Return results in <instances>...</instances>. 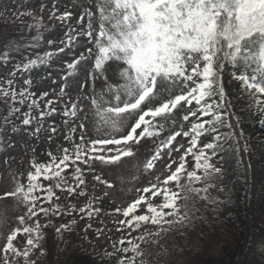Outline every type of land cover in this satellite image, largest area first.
<instances>
[{
    "label": "snow or ice",
    "instance_id": "6c2138e0",
    "mask_svg": "<svg viewBox=\"0 0 264 264\" xmlns=\"http://www.w3.org/2000/svg\"><path fill=\"white\" fill-rule=\"evenodd\" d=\"M38 12L10 17L0 10V21H19L36 33L0 32V63L7 69L0 76V104L7 109L0 115V152L15 150L13 137L19 136L22 155L32 154L26 183L11 173L13 188L0 186V199H14L19 209L16 223L0 232V264H48L45 230L53 227L63 236L77 224L73 218L55 226L51 217L92 220L102 213L116 216V231L124 233L106 256H115L116 264H150V248L170 256L161 241L185 236L198 221L208 223L200 213L211 211L219 220L217 213L231 201L228 186L241 169L236 179L247 186L245 201L250 199L249 157L255 151L223 78L227 70L264 129V0H52L51 6L41 0ZM24 17L32 23L25 25ZM45 33L52 38L45 41ZM45 43L54 50L29 57ZM78 47L84 51L77 53ZM60 54L70 59L53 69L58 89L38 96L33 89L58 80L51 71L35 80L30 73L52 68ZM23 74L29 75L20 81ZM55 116L63 132L54 120L45 123ZM42 136L49 145L62 142L55 152L46 151V162H37L30 141ZM141 158L133 167L148 177L146 185L135 188L125 205L102 208L115 188L106 172ZM12 161L17 158L3 163L10 169ZM89 177L93 190L97 184L105 190L89 195ZM210 189L225 198H210ZM62 196L87 201L61 203ZM92 228L87 223L83 231ZM103 234L96 229L97 238Z\"/></svg>",
    "mask_w": 264,
    "mask_h": 264
},
{
    "label": "rangeland",
    "instance_id": "374dc122",
    "mask_svg": "<svg viewBox=\"0 0 264 264\" xmlns=\"http://www.w3.org/2000/svg\"><path fill=\"white\" fill-rule=\"evenodd\" d=\"M51 6L52 0H45ZM67 2V0H66ZM75 2V0H73ZM41 0H0V10L7 9L8 15L11 17L13 12H28L33 11L36 15H41L38 12L39 4ZM74 10V9H72ZM24 24L32 23V20L28 17H24ZM44 23L52 27L51 22L47 18V14H44ZM8 30L13 36H25L35 35V31L31 33L23 27L19 21L16 23L6 24L0 21V32ZM63 31L56 33V38H62ZM52 38V35L45 33V41ZM58 46V45H57ZM91 45H89L90 47ZM54 50V48H49L47 44H43L40 47L30 50L29 57H35L37 54L43 55L45 51ZM5 51L4 45L0 44V55ZM84 51L83 47L77 48V53ZM70 56L60 54L58 59H54L52 68H45L41 66L38 69H34L30 75L33 79H39L40 76L44 75L46 72L51 71L52 77L58 80L57 84H52L51 79L44 81L41 88L33 89L37 91V95L43 91L51 92L52 89H58L59 87V73L53 71V69L60 67L63 60H69ZM19 62V57H17L14 63ZM11 67V64L8 66ZM7 69L2 63H0V76H3ZM29 74H23L20 77V81L26 78ZM224 85L228 97L232 102L233 111L241 116L244 131L251 140V149L255 151V154L250 155L251 165H252V176L254 184L251 186L252 202L255 209V214L260 218V229L256 233V237L252 244V251L250 253L248 264H264V129H259L257 127V116L252 115V112L248 110V101L240 94L238 83L231 79L230 74L226 71L224 75ZM18 81V82H20ZM97 90H99V84H97ZM49 99H55V93L48 97ZM41 106L43 107V101H41ZM7 109L2 108L0 104V115H3ZM23 111H27L25 106ZM52 120L55 121L56 126L63 132V126L61 124V117L55 116L50 118V120L45 123H51ZM221 131H227L222 129ZM46 135V134H44ZM18 141L17 147L13 151L0 152V186L4 188L11 189L14 186L15 179L11 173H16L17 178L21 182L26 183L27 172L31 170L29 165V159L32 154L29 152L26 156L22 155V150L20 144L24 141L21 140L19 136L13 137ZM179 139V138H178ZM62 142V137L59 140H54L51 145L48 144L47 140L42 136L40 141H30V143L36 147L37 154L35 159L37 162H46L47 156L46 151L51 147L55 152L56 144ZM183 143V141H181ZM67 147V143L64 144ZM15 156L17 161L11 162V168L9 169L7 165L3 163L6 157ZM22 159V163L18 162ZM143 160H126V162L119 168L109 170L106 172V178L109 179L111 183L115 185V188L109 190L112 193V200H105L102 208L111 211V209L117 205L123 206L133 197L136 196L135 188L145 186L148 177L143 174L142 171H137L133 165L136 163L142 164ZM135 177V179H134ZM233 176V180L235 181ZM123 180V182H121ZM89 182V195H96L105 189L97 184L96 189L92 188L91 177L88 178ZM45 184L48 182L45 181ZM196 187H201L200 184L195 185ZM228 187L232 189L230 204L222 208L217 215H219V220L214 219L211 211H204L200 213L205 217L208 223L203 221H198L194 227L189 230L185 236L175 235L168 238L167 242L161 241V244L167 248L168 253L171 255L162 254L159 248L152 247L149 249L151 252V257L148 258L150 264H157V259L159 264H202V258L207 253L211 252L215 255L221 254V247L223 244L230 241V237L227 231L226 218L231 215L232 210L230 206L233 202L234 196V183L230 184ZM60 195V193H57ZM66 196V194H65ZM62 196L61 203L71 202L77 206H84L87 201V197L76 196L67 197ZM210 198L213 196H218L220 199H224V195L216 190H209ZM114 201V203H113ZM19 214V209L15 205L14 199H0V219L4 220L3 224H0V232L6 231V229L16 223V216ZM76 218L77 224L74 226V230L71 233H65L63 236H58L55 234L54 228L49 227L45 230V241L44 247L47 249V262L48 264H70L68 260L69 251L71 244H77L84 250L92 253L99 257H108L106 253H112L114 251L112 245L114 242H118L124 233H119L116 231L117 225L114 223L116 216L101 214L100 217H94L92 220L79 219V216L74 214V217L60 216L51 217L52 224L59 226L61 223L70 221ZM49 218L43 217L41 215V223H47ZM102 222V223H101ZM87 223H92L93 228L87 233L83 231ZM102 228L104 234L96 237V229ZM133 235H138V233H133ZM107 237V239H106ZM117 246L118 243H117ZM112 260V264H116V257H108Z\"/></svg>",
    "mask_w": 264,
    "mask_h": 264
},
{
    "label": "trees",
    "instance_id": "16d2710c",
    "mask_svg": "<svg viewBox=\"0 0 264 264\" xmlns=\"http://www.w3.org/2000/svg\"><path fill=\"white\" fill-rule=\"evenodd\" d=\"M227 71V70H226ZM228 72V71H227ZM2 108L6 109L4 105ZM258 120V117H257ZM257 125V124H256ZM250 158V157H249ZM242 169L236 176L242 175ZM247 186L239 179L234 182L233 202L230 206L231 215L226 218L230 241L223 244L221 254L207 253L202 258V264H248L252 244L260 229V218L255 214L250 188V199L245 201L244 193ZM70 264H112L108 257L95 256L77 244H71L68 249Z\"/></svg>",
    "mask_w": 264,
    "mask_h": 264
}]
</instances>
